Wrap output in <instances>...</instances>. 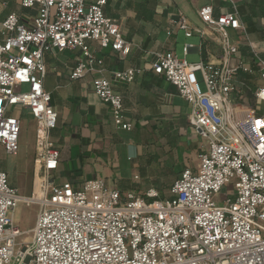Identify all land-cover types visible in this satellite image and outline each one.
<instances>
[{"label": "built area", "instance_id": "built-area-1", "mask_svg": "<svg viewBox=\"0 0 264 264\" xmlns=\"http://www.w3.org/2000/svg\"><path fill=\"white\" fill-rule=\"evenodd\" d=\"M107 2L20 0L23 8L37 9L33 25L15 13L0 21V146L6 154L19 152L21 121L10 113L21 107L36 122L32 195L22 197L0 170V264H264V60L247 40L259 83L252 92L255 104L240 105L238 78L252 71L239 57L241 42L230 36L244 31L235 8L220 15L212 5L201 8L204 28L191 27L183 16L169 22L168 36L178 30L186 38L211 37L223 48L218 61L190 63L173 51L152 54L153 73L190 105L189 124L208 142L196 171L185 169L165 198L154 188L144 196L122 194L101 178L78 186L58 182L60 150L51 137L58 114L44 87L47 54L79 50L69 79L93 76L92 89L109 107L114 126L132 129L113 84H131L142 71H109L110 80L90 46L95 42L120 57L133 49L120 25L105 15ZM192 48L186 44L184 54ZM232 180L233 193L221 204L217 198ZM21 203L40 209L32 237L18 247L22 232L13 217Z\"/></svg>", "mask_w": 264, "mask_h": 264}, {"label": "crops", "instance_id": "crops-1", "mask_svg": "<svg viewBox=\"0 0 264 264\" xmlns=\"http://www.w3.org/2000/svg\"><path fill=\"white\" fill-rule=\"evenodd\" d=\"M208 5L213 6L215 15L226 14L235 8L240 16L244 31H230V36L234 41L241 42L239 57L252 71L249 74L241 73L238 78L244 95L240 105L255 104L252 92L259 83V67L247 40L258 47V56L264 60V0H108L104 7L105 15L120 25L133 49L129 56L120 57L110 49H101L95 42H90V46L104 60L105 74L110 80L109 71L131 68L142 71L131 84H113L123 97L132 129L126 131L130 136L125 138L114 126L109 107L92 89L93 76L88 75L77 81L69 79L80 58L79 50L47 54L44 87L52 94V105L58 114L57 127L51 134L52 141L60 150L59 169L55 173L58 182L78 186L84 180L102 177V173L114 176L122 169L120 149L129 154L127 160L132 163L133 170H155L144 182L136 178L137 175L126 183L118 178L116 183L122 182V189H112L122 194L133 192L135 186L141 187L140 193L136 194L138 196H144L151 188L161 193L163 176L168 177L172 187L185 169H198L199 155L208 150V142L200 139L189 124L190 105L174 86L153 73L151 63L155 52L173 51L177 55L178 37L185 34L176 30L172 36H168L170 20L183 16L191 27L204 28L198 12ZM12 13L17 14L24 24L32 26L37 9L23 8L20 0H0V21ZM192 38H197L198 44H192L193 48L187 56L183 51V59L187 60L193 55L199 56V61H218L222 58L223 48L211 37L201 39L194 35ZM10 115L20 121L32 119L28 110L21 107L15 108ZM91 155L97 158L95 164L86 163L77 169L75 158L88 160ZM100 159L105 162H100ZM0 167L1 171L8 173L10 183V174L17 181L15 170ZM177 175L175 180L174 176ZM34 181L36 185V175Z\"/></svg>", "mask_w": 264, "mask_h": 264}, {"label": "rangeland", "instance_id": "rangeland-1", "mask_svg": "<svg viewBox=\"0 0 264 264\" xmlns=\"http://www.w3.org/2000/svg\"><path fill=\"white\" fill-rule=\"evenodd\" d=\"M186 44H198L197 38L192 39H186L183 34H180L178 37V43H177V55L180 59L184 58L183 55V46ZM188 62L190 63H196L199 62V56H189L187 58ZM24 90L27 88L24 87ZM120 134L123 137H129L130 133L126 131H120ZM201 139V138H200ZM204 144L205 141L201 140ZM19 152L16 156H10L5 153V151L0 148V165H2L7 170H15L17 181H15V176L13 174H10L11 183L13 186L19 189V193L26 197H30L35 189V161H36V123L32 119H22L21 120V131L19 136ZM119 159L120 164L122 166V169L117 174L115 173V177L112 175H107L105 173H102V179H104L107 183V185L110 188H117L122 189L123 183H126L128 179H132L135 175L140 178L141 182H144L146 177L150 176L151 173H155V170L153 168L146 169L145 171L142 170H133L132 169V163L127 160L128 155L126 154L123 149L119 150ZM199 154V152H198ZM90 159L87 160V158H82L74 160L77 169H80L83 165H94L95 160L97 159L95 155H91L89 157ZM88 161V162H87ZM100 162H105L104 160L100 159ZM70 167V165H69ZM2 168V167H0ZM80 177V176H78ZM155 179H157V175L154 176ZM161 177V176H160ZM122 179L123 183H116L117 179ZM164 185L162 186L161 191V197H169L170 194V184L168 183V177L163 176ZM178 178L177 176H174V179L176 180ZM236 181L232 180L229 187H226L222 190L220 193V196L217 198L218 202H221L225 198V194H232L233 193V187L235 186ZM140 186L133 187V192L135 194L140 193ZM35 196L38 199L40 197L39 192V183L36 186ZM39 205L32 204V205H24L21 204L18 209L14 213V223L18 227L19 231L22 232V235L17 238L16 243L18 244V247L23 244L24 241L29 240L32 237V229L35 227L37 215L39 213Z\"/></svg>", "mask_w": 264, "mask_h": 264}, {"label": "bare ground", "instance_id": "bare-ground-1", "mask_svg": "<svg viewBox=\"0 0 264 264\" xmlns=\"http://www.w3.org/2000/svg\"><path fill=\"white\" fill-rule=\"evenodd\" d=\"M38 184V183H37ZM36 191V190H35ZM39 192H40V190H39ZM40 195H41V193H40ZM37 199V198H36Z\"/></svg>", "mask_w": 264, "mask_h": 264}]
</instances>
